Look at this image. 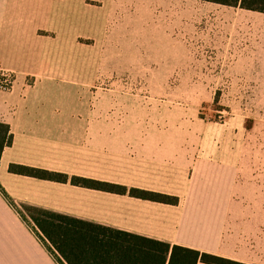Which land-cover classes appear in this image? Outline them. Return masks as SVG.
Returning <instances> with one entry per match:
<instances>
[{"label":"crops","instance_id":"crops-1","mask_svg":"<svg viewBox=\"0 0 264 264\" xmlns=\"http://www.w3.org/2000/svg\"><path fill=\"white\" fill-rule=\"evenodd\" d=\"M208 4L215 3L0 0V69L17 76L11 92H0V122L12 134L0 156V188L12 203L0 192V264H59L34 233L33 221L26 220V213L38 212L264 264V194L238 187L232 146L224 152L197 135L192 139V132H200L197 126L158 123L141 109L90 105L96 46L129 31L138 36L137 45L147 44L140 43L142 36H155L159 45L169 30H210L223 12L227 16L226 9L237 8ZM240 10L243 17L264 15ZM28 76L31 84L25 86ZM11 164L67 180L12 173ZM73 177L176 202L74 185Z\"/></svg>","mask_w":264,"mask_h":264},{"label":"rangeland","instance_id":"rangeland-1","mask_svg":"<svg viewBox=\"0 0 264 264\" xmlns=\"http://www.w3.org/2000/svg\"><path fill=\"white\" fill-rule=\"evenodd\" d=\"M226 10L216 28L169 30L159 45L155 36H142L147 44L137 45L131 31L108 37L105 47H95L90 105L141 109L158 123L197 126L192 139L224 152L232 146L233 158L237 153L238 187L264 194V15ZM33 216L26 213L29 224Z\"/></svg>","mask_w":264,"mask_h":264},{"label":"trees","instance_id":"trees-1","mask_svg":"<svg viewBox=\"0 0 264 264\" xmlns=\"http://www.w3.org/2000/svg\"><path fill=\"white\" fill-rule=\"evenodd\" d=\"M227 7L264 14V0H200ZM12 142V134L7 124L0 122V156L3 149ZM12 173L29 175L41 179L66 181L62 174L50 173L20 165L11 164ZM74 185L101 189L109 192L149 199L164 203H175V199L148 191L130 189L107 183L73 177ZM2 195L9 201L3 190ZM10 202V201H9ZM10 204H12L10 202ZM36 226L34 233L46 246L50 253L55 254L59 264H180L187 259L204 264H244L214 254L200 252L191 248L169 245L167 243L90 224L66 216L38 212L32 217Z\"/></svg>","mask_w":264,"mask_h":264},{"label":"built area","instance_id":"built-area-1","mask_svg":"<svg viewBox=\"0 0 264 264\" xmlns=\"http://www.w3.org/2000/svg\"><path fill=\"white\" fill-rule=\"evenodd\" d=\"M16 73L9 69H0V92H11L16 83ZM30 77H27L25 86L30 85Z\"/></svg>","mask_w":264,"mask_h":264},{"label":"snow or ice","instance_id":"snow-or-ice-1","mask_svg":"<svg viewBox=\"0 0 264 264\" xmlns=\"http://www.w3.org/2000/svg\"><path fill=\"white\" fill-rule=\"evenodd\" d=\"M180 264H194V261H189L187 259H184V260L180 261Z\"/></svg>","mask_w":264,"mask_h":264}]
</instances>
